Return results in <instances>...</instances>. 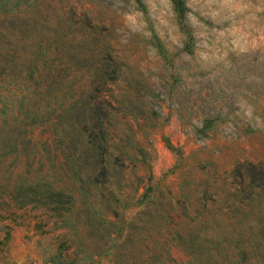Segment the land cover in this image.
I'll return each instance as SVG.
<instances>
[{
    "label": "rangeland",
    "instance_id": "1",
    "mask_svg": "<svg viewBox=\"0 0 264 264\" xmlns=\"http://www.w3.org/2000/svg\"><path fill=\"white\" fill-rule=\"evenodd\" d=\"M182 3L178 11L174 0H43L36 19L2 16L0 66L23 67L35 42L50 44L47 72L59 77L51 93H65L63 121L80 128L74 136L92 158H83L74 176L56 141V111L11 133L4 127L0 264H63L54 252L63 235L52 229L48 211L11 190L25 175L47 173L53 183L69 185L79 232L100 252L110 243L109 231L91 221L85 204L104 200L112 235L121 215L137 223L127 246L140 253L127 255L124 264H151L147 252L154 246L169 263L180 248L172 234L164 237L165 219L141 213L144 203L151 197L184 201L198 216L197 192L184 198L182 189H199L212 176L219 183L236 162L264 159V0ZM6 71L11 75L0 73V93L27 91L24 73ZM79 97L87 102L84 115L72 117ZM8 98L16 113L17 101ZM1 120L0 113V128ZM101 260L114 262L105 255Z\"/></svg>",
    "mask_w": 264,
    "mask_h": 264
},
{
    "label": "trees",
    "instance_id": "2",
    "mask_svg": "<svg viewBox=\"0 0 264 264\" xmlns=\"http://www.w3.org/2000/svg\"><path fill=\"white\" fill-rule=\"evenodd\" d=\"M174 2L178 11L184 10L182 0ZM42 7L43 0H0V19L2 16L7 18L12 15L36 19ZM58 39L56 36L50 43ZM35 45L33 58L24 63L23 67L16 63L0 66V73L4 71L8 76L11 72L7 73V68L17 69L19 74L24 73L21 77L26 76L24 80L27 86V91L20 94L8 87L6 91L0 93V101L3 103V106H0L2 114L0 136L2 137L6 125L7 131L11 133L21 126H26V123L48 119L49 114L56 111L54 121L58 136L56 141L63 146L62 151L68 166L76 176L81 160L86 156L87 159L92 158L90 149L87 147L81 149L78 145L79 137L74 135L80 128L72 122L70 128H67L63 121L65 93L62 95L51 93L50 88L58 83L59 77L47 72L53 65L52 59L47 56L50 44L37 41ZM12 73L19 75L17 72ZM5 76L2 78L5 79ZM10 80L7 79V82ZM9 96L18 103L16 113L12 110L14 105H9ZM72 102L74 106H79V109H72L71 116L84 115L87 102L82 101V97L75 98ZM61 133H72V137H63ZM62 140H65L63 145ZM9 141L7 139L3 142L4 147L9 145ZM95 144L98 146L100 143ZM49 177L47 173L42 175L41 172L31 176L25 175L11 190L23 194L28 198L27 201L36 202L48 211L52 229H60L63 235V239H58L54 249V252L61 256L63 264L91 261L103 264L101 260L103 255L110 257L114 261L113 264H124L129 254L135 259L138 258L140 248L131 249L127 246V242L133 239L134 234L131 231L136 227L135 220H127L121 215L117 231L112 235L116 229L112 228L113 223L109 219L111 213L108 204L103 199L85 204L91 221L97 219L101 227L109 231L110 243L105 252H100V249L97 250L98 247L86 242L85 237L79 232L76 199L69 185L53 183ZM216 179L212 176L211 180L201 184L198 182L199 189L197 186L182 189L181 194L184 198L189 197L192 191L197 192L195 198L197 207L200 208L198 216L196 213L192 215L191 208L184 201L177 204L165 199L155 201L149 195L151 198L144 203L145 207L141 213L165 219L169 226L167 225L164 230V237L172 234L181 252L178 257L171 258L167 263L162 252L154 246L151 252H147L151 264H264V159L236 162L229 172L221 176L219 183ZM91 180L96 181L95 177H91ZM144 195L147 193L142 194L141 201ZM175 207L178 208L176 219L172 216ZM85 215L87 216L86 213ZM160 247L164 249L165 246ZM63 252H66L69 258L64 257ZM96 254L99 255L97 259L94 257Z\"/></svg>",
    "mask_w": 264,
    "mask_h": 264
}]
</instances>
